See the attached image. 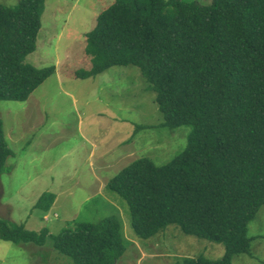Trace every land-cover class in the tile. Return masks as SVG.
Returning <instances> with one entry per match:
<instances>
[{"label": "trees", "instance_id": "1", "mask_svg": "<svg viewBox=\"0 0 264 264\" xmlns=\"http://www.w3.org/2000/svg\"><path fill=\"white\" fill-rule=\"evenodd\" d=\"M45 2L0 4V101H27L56 72L26 62ZM86 54L91 68L76 71L78 78L138 67L163 124L191 127L185 151L171 162L141 157L106 183L128 203L136 236L177 225L225 247L219 260L182 264H232L249 254L248 224L264 206V0H115L86 33ZM10 155L0 119V175ZM55 199L46 193L36 207L49 211ZM48 236L0 219L2 242L44 246ZM54 246L74 264H117L127 251L116 216L77 223Z\"/></svg>", "mask_w": 264, "mask_h": 264}, {"label": "rangeland", "instance_id": "2", "mask_svg": "<svg viewBox=\"0 0 264 264\" xmlns=\"http://www.w3.org/2000/svg\"><path fill=\"white\" fill-rule=\"evenodd\" d=\"M210 2L211 0H199ZM19 0H0L8 7ZM115 0H46L36 50L26 62L56 72L25 102L0 101V119L11 155L0 175V219L30 232L48 230L44 246L0 240V264H74L54 246V237L77 223L116 216L127 251L117 264H182L200 256L219 260L223 244L187 235L177 225L143 240L131 225L128 203L105 189L109 179L141 157L171 162L187 147L191 127L170 128L142 71L116 66L94 78L86 33ZM56 196L49 211L36 207ZM249 254L232 264H264V206L248 224Z\"/></svg>", "mask_w": 264, "mask_h": 264}]
</instances>
